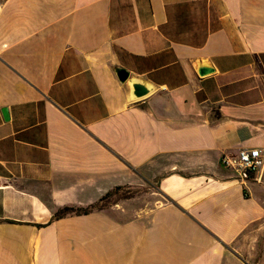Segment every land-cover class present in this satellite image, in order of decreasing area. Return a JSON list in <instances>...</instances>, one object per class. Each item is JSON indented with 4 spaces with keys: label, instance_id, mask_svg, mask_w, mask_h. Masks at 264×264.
<instances>
[{
    "label": "crops",
    "instance_id": "crops-1",
    "mask_svg": "<svg viewBox=\"0 0 264 264\" xmlns=\"http://www.w3.org/2000/svg\"><path fill=\"white\" fill-rule=\"evenodd\" d=\"M244 148L264 0H0V264H264Z\"/></svg>",
    "mask_w": 264,
    "mask_h": 264
},
{
    "label": "built area",
    "instance_id": "built-area-1",
    "mask_svg": "<svg viewBox=\"0 0 264 264\" xmlns=\"http://www.w3.org/2000/svg\"><path fill=\"white\" fill-rule=\"evenodd\" d=\"M220 163L223 168L246 178L248 175H259L263 171L264 156L256 148H244L236 155H223Z\"/></svg>",
    "mask_w": 264,
    "mask_h": 264
},
{
    "label": "water",
    "instance_id": "water-1",
    "mask_svg": "<svg viewBox=\"0 0 264 264\" xmlns=\"http://www.w3.org/2000/svg\"><path fill=\"white\" fill-rule=\"evenodd\" d=\"M204 71H209V69L208 70L204 69ZM117 77L121 83H124L128 79L127 74L122 71L119 72ZM130 87H131V96L133 100H140L146 97L150 93V89L146 87L144 84L139 82H130Z\"/></svg>",
    "mask_w": 264,
    "mask_h": 264
},
{
    "label": "rangeland",
    "instance_id": "rangeland-1",
    "mask_svg": "<svg viewBox=\"0 0 264 264\" xmlns=\"http://www.w3.org/2000/svg\"><path fill=\"white\" fill-rule=\"evenodd\" d=\"M127 192H122V193H119V192H116L114 195H111V197H108L109 199H105L104 201H103V203L101 204V205H99V206H97V208L98 209H105V208H108L110 205L109 204H112V203H114L115 201V199H119V198H122V197H129V196H131L130 194H126Z\"/></svg>",
    "mask_w": 264,
    "mask_h": 264
},
{
    "label": "trees",
    "instance_id": "trees-1",
    "mask_svg": "<svg viewBox=\"0 0 264 264\" xmlns=\"http://www.w3.org/2000/svg\"><path fill=\"white\" fill-rule=\"evenodd\" d=\"M79 213H81V212H79V211L76 212V211H73L71 209H64V210L60 211L57 215H55L54 218L58 219V218H62L64 216H66L67 214H79ZM84 213H86V212H84Z\"/></svg>",
    "mask_w": 264,
    "mask_h": 264
}]
</instances>
